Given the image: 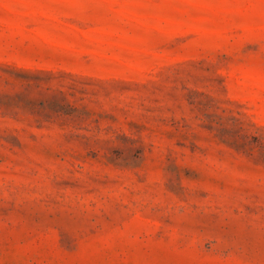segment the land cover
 Instances as JSON below:
<instances>
[{
    "label": "rangeland",
    "instance_id": "obj_1",
    "mask_svg": "<svg viewBox=\"0 0 264 264\" xmlns=\"http://www.w3.org/2000/svg\"><path fill=\"white\" fill-rule=\"evenodd\" d=\"M0 264H264V0H0Z\"/></svg>",
    "mask_w": 264,
    "mask_h": 264
}]
</instances>
